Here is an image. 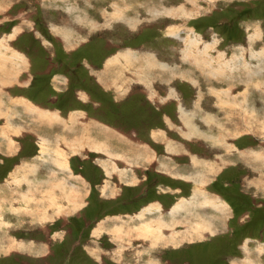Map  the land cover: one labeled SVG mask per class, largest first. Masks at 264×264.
Masks as SVG:
<instances>
[{
	"label": "rangeland",
	"instance_id": "obj_1",
	"mask_svg": "<svg viewBox=\"0 0 264 264\" xmlns=\"http://www.w3.org/2000/svg\"><path fill=\"white\" fill-rule=\"evenodd\" d=\"M129 142L149 146L146 163ZM4 154L6 188L18 164L53 161L76 177L50 174V191L80 196L59 211L49 191L37 219L0 189V264H264V0H0ZM192 154L220 159L223 178L167 194L181 168L204 181ZM21 164L36 188L40 166Z\"/></svg>",
	"mask_w": 264,
	"mask_h": 264
},
{
	"label": "crops",
	"instance_id": "obj_2",
	"mask_svg": "<svg viewBox=\"0 0 264 264\" xmlns=\"http://www.w3.org/2000/svg\"><path fill=\"white\" fill-rule=\"evenodd\" d=\"M30 66H31V68H32V65L34 66L35 64L33 63V61L32 60H30ZM110 62H112V63H114L115 61H114V58H110ZM79 66H81L82 67V64H74L73 66H72V68H75V69H77L78 68V74L76 75L77 77V83H78V85L76 86V87H78V88H82V84H83V82H82V75L84 74L83 73V71L81 70V67H79ZM77 71H75V72H71V70H70V72L69 73H71L72 75L73 74H76L77 73ZM81 71H82V75H81ZM79 75V76H78ZM80 77V78H79ZM87 78H89V77H87ZM61 84V83H60ZM72 88L70 87H68V94H70V93H72ZM15 98H19V96L18 97H15ZM27 110H29V111H31V112H34L35 110L34 109H32V108H29L28 106H26L25 104H22ZM44 110V109H43ZM79 111H82V110H79ZM42 112V111H41ZM33 114H35V113H33ZM42 115H43V117H44V114L45 113H41ZM37 115H39L40 116V118L41 119H43V117L39 114V113H37ZM46 116H48V119H49V117H50V115H48V114H46ZM61 116L63 117V118H65L66 116H64L63 114H61ZM68 117V116H67ZM57 118V117H56ZM46 120V119H45ZM58 120V119H57ZM67 120H68V118H67ZM111 130V129H110ZM152 131H154V130H152ZM151 131V132H152ZM108 133V132H107ZM164 134V136L166 135L165 134V132H163ZM111 136V135H110ZM110 136L109 135H104V138L105 139H112L113 138V136H111V138H110ZM152 136V135H151ZM158 137H162L161 135H158L157 134V136H156V138H158ZM152 138H155L154 136H152ZM111 141V140H110ZM132 142H129V146L128 147H126V148H128V149H132V150H130L129 152H133V154H132V160H141L142 161V163H146L145 162V158H144V154L146 153V151L148 150V147L146 146V145H133V144H131ZM237 144L239 143L238 141L236 142ZM167 144V143H166ZM184 147V146H183ZM187 147V146H186ZM108 148H112L111 146H108ZM164 150H165V152H167V150H166V148H165V144H164ZM193 148V147H192ZM17 149H18V147H17ZM39 149V148H38ZM40 150V149H39ZM113 154H115V151L113 152V150L112 149H109ZM171 150H173V149H171ZM178 150H181V153L182 154H186L187 155V153H189V152H191V151H189V152H186V153H184V151H183V149H179L178 148ZM240 150H242V149H240ZM15 151H17L16 149H15ZM15 151H14V153H15ZM186 151H188V148H186ZM3 152V151H2ZM150 152H153L152 150H150ZM4 153V152H3ZM12 153V152H11ZM13 153V154H14ZM32 154L30 155V156H28L29 158H32L33 156L32 155H36V154H39V152L37 151V152H35V151H32L31 152ZM192 153L193 154H195V150L194 151H192ZM239 153V152H238ZM193 154H192V158H194L195 160H198L199 161V163H198V166L200 167V169L204 172V175L202 176L203 177V179H204V181L202 180L201 181V183H199L198 182V180L201 178V177H195V178H193L192 180L191 179H188V175L191 173V172H189L190 170H183V168H181V169H179V173H178V176L177 177H180L181 176V178H183L184 179V177H187L186 178V180H183V179H176L175 178V174H173V173H171L170 174V177L172 178V179H176V181H178L179 180V182H178V184H181V185H179L178 187L175 185V186H173V187H171V188H169L171 191L170 192H168L167 190H166V193L168 194H183L184 192H185V194L186 195H189V194H192L193 192H194V190L196 189V188H198V189H200L199 190V192L200 193H208V191H209V193H210V191H212V190H208V191H206V186L208 185V184H211V183H213V181L214 180H217L216 182H218V180H219V178H223V176H224V171H222L223 169H225V166L226 165H224V166H222V169H218V171L216 172V173H214L215 171H216V166H218V167H221V165H222V163H221V160L220 159H216V161H207L206 160V158L204 159V158H202V160L201 159H199L198 157H196V156H193ZM4 158H6V156H5V154H4V157H2V156H0V162L2 163V165H3V162H4ZM29 158H27V159H29ZM26 158L24 159V160H27ZM54 159H55V157H54ZM187 159H189V161L191 160V157L189 158H187ZM71 160V159H70ZM152 160H155V159H152ZM203 161L206 163V165L204 166V163H203ZM207 161V162H206ZM218 161V162H217ZM214 162V164L212 165V163ZM51 163H53L52 165H51V168L54 166V164H55V166H57V167H55V169L52 171V173H50V163L49 162H43L42 160H33V163H29V162H27V165H24V164H21L23 167L24 166H26V167H29V165H37V166H40V169H38V170H34V176H33V174H30V175H28L29 177L27 178V179H30L33 183H36V188H32V187H27L26 189H25V187H24V185H21V184H24V183H22V181L24 180V179H26V178H22V176L21 175H19L18 174V168H19V166H20V164H18V166L17 167H15L14 169H16L15 171H14V169L12 170V172L10 173L12 176H15V177H13L12 178V181H14L15 179L17 180H22V181H20V183L18 184V185H20V186H18L16 183H12L11 184V186H8L7 188H6V185H7V180L9 179V176L6 178V183H3V185H2V183L0 184V189H5L6 191H11V189H14V187L15 188H18V189H15L16 191H17V195H12V193H13V191L10 193V194H7L6 196H8V195H11L12 197H16V199H18V200H20V204L18 205V207H17V209H24L25 208V204L23 203L24 201L27 203V209L28 208H32V206L35 208V210H36V212L35 213H31L30 214V216L29 217H32V218H37V217H39V218H43L44 217V214H46L45 213V211H46V209L48 208V206H47V208L46 207H43L44 206V201H49L51 198H50V196H49V194H48V192L50 191V188H51V186H50V179H52V180H57V178H54V177H51V175L50 174H52L53 176H57V175H60L62 178H63V180L62 181H59V183L60 182H63V183H65L64 182V176L67 174V177L66 178H70L71 179V177L69 176V175H72V176H74L75 174H74V172H72V171H68V166H69V164L67 165V163L66 164H64V163H62V164H59V163H55V162H51ZM142 163H140V164H142ZM236 163H235V161H233V163H230V165H233V166H231V167H229V168H226V170H225V173L227 172V171H229V170H236L237 171V169H238V166H237V164L235 165ZM201 165H202V167H203V169H202V167H201ZM216 165V166H215ZM132 166H135V165H131V167ZM2 167V166H1ZM0 167V168H1ZM137 167H139V166H137ZM214 167V168H213ZM217 167V168H218ZM196 168V167H195ZM22 169H25V168H22ZM46 170H47V172H46ZM41 171V174L39 173ZM45 172V174H47V175H45L44 177L42 176V177H39V175L38 174H40V175H43V173ZM208 172V173H207ZM233 172V171H232ZM16 173V174H15ZM214 173V174H213ZM129 176L131 177V175H132V171H129ZM215 174H219L216 178L214 177L215 176ZM214 175V176H213ZM60 177V178H61ZM74 177H76V176H74ZM61 178V179H62ZM195 179V180H194ZM196 179H198V180H196ZM9 181V180H8ZM57 184H58V182L57 181H55V184H53V185H56L57 186ZM31 185V184H30ZM72 185V184H71ZM199 185H201V186H199ZM196 186V187H195ZM53 187H55V186H53ZM75 187H77V185L76 184H74V187H72V189L70 188L69 189V191H66L65 192V190H64V188H66L65 187V185H61V187H59V192L57 191L58 189L57 188H53L52 189V191H50V192H58L57 194H56V198H55V200H53L54 202H56L58 205H59V211H60V206L62 205V203H66L68 200H69V202H77V198L80 196V192L79 191H76L75 190ZM191 187H192V189H191ZM191 189V190H190ZM198 189H197V192H198ZM74 190V194L72 193V192H70V191H73ZM201 190H203L202 192H201ZM25 191V193H23ZM47 192V193H46ZM102 193V194H101ZM100 194L103 196V197H105L106 196V194L104 193V191H102ZM1 194V193H0ZM211 194V193H210ZM67 195L69 196V199H68V197H67ZM186 195H185V197H186ZM202 195H204V194H202ZM54 196H55V194H54ZM179 197H182V196H179ZM18 200H16V202L18 201ZM23 201V202H22ZM175 201H177V200H175ZM132 202V201H131ZM68 203V202H67ZM81 203V202H80ZM146 206V207H145ZM176 207H178V206H176ZM12 208V207H11ZM141 208L142 209H139V211H141V214H142V212H143V210H152V209H155V211H156V209H158V208H160V209H162V205H160V204H158V203H156V201H152V202H149V203H146V204H144V205H142L141 206ZM172 208H174V207H172ZM186 208V207H185ZM41 209H42V211H41ZM59 211H57L56 209L55 210H51V212L50 213H52L53 212V214H58L59 213ZM4 212H6V211H4ZM8 212V211H7ZM55 212V213H54ZM151 212H149V214H150ZM63 214H65L66 215V210L62 213V214H60V215H63ZM13 215H16L15 213H13ZM29 215V213L27 214V216ZM35 215V216H34ZM224 215V214H223ZM231 215V214H230ZM17 216V215H16ZM26 216V217H27ZM34 216V217H33ZM55 215H53V217H54ZM173 216V215H172ZM211 217H209V222H211V228H218V230L220 229V228H222V226H224V224H225V221H224V224L222 225L221 224V222L219 221V219H218V217L217 216H219V215H210ZM226 215H224L223 217H225ZM18 218H21V217H23L21 214H20V212L18 213V216H17ZM28 217V218H29ZM220 217V216H219ZM222 218V217H221ZM230 218V217H229ZM38 219V218H37ZM22 220V219H21ZM23 220H24V218H23ZM22 220V221H23ZM213 220H215L216 222L218 221V224L221 226V227H218V226H216V225H213L212 224V222H213ZM227 222H228V218H227ZM220 230H222V229H220ZM218 232V231H217Z\"/></svg>",
	"mask_w": 264,
	"mask_h": 264
},
{
	"label": "bare ground",
	"instance_id": "obj_3",
	"mask_svg": "<svg viewBox=\"0 0 264 264\" xmlns=\"http://www.w3.org/2000/svg\"><path fill=\"white\" fill-rule=\"evenodd\" d=\"M120 17H121V16H120ZM72 72H75V71H72ZM77 72H78V71H77ZM38 116H39V115H38ZM39 117H40V116H39ZM37 118H38V117H37ZM51 118H52V117L50 116L49 119H47V121H50V122H51V121H52ZM42 120L46 121L45 119H42ZM56 120H57V119H56Z\"/></svg>",
	"mask_w": 264,
	"mask_h": 264
}]
</instances>
